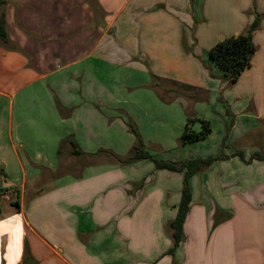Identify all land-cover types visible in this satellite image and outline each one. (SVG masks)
Listing matches in <instances>:
<instances>
[{
  "label": "crops",
  "instance_id": "obj_1",
  "mask_svg": "<svg viewBox=\"0 0 264 264\" xmlns=\"http://www.w3.org/2000/svg\"><path fill=\"white\" fill-rule=\"evenodd\" d=\"M1 13L0 264H160L151 238L172 247L184 172L120 165L134 131L155 159L217 158L188 181L193 264H264V159L248 141L264 124V0H7ZM253 23L231 81L210 50ZM189 117L211 133L184 145ZM216 208L232 217L211 231Z\"/></svg>",
  "mask_w": 264,
  "mask_h": 264
},
{
  "label": "trees",
  "instance_id": "obj_2",
  "mask_svg": "<svg viewBox=\"0 0 264 264\" xmlns=\"http://www.w3.org/2000/svg\"><path fill=\"white\" fill-rule=\"evenodd\" d=\"M6 4L7 0H0V13ZM256 25V23H253L250 31L246 34L229 37L216 43L210 50L212 60L221 69L224 76L231 81H236L251 62V58L255 52V45L252 41L251 30L254 29ZM6 36V20L4 14L1 13L0 38L5 39ZM197 122L201 124V129L199 131L192 129L193 125ZM134 133L136 136V143L132 149L131 156H129V163L140 160H151L157 169L184 172L183 188L181 192V199L177 206V213L175 218L169 223L170 236L173 240V245L168 252L173 254L176 248H178L185 239L184 227L192 204V194L188 183L189 178L204 168L211 166L217 158H196L184 162H172L168 160L155 159L145 147L138 133L136 131H134ZM210 133L211 127L208 121L189 117L187 119V129L181 135V142L184 145L192 144L204 140ZM73 154L79 155L80 152L75 149ZM251 159L263 160L264 152H257L253 154Z\"/></svg>",
  "mask_w": 264,
  "mask_h": 264
},
{
  "label": "rangeland",
  "instance_id": "obj_3",
  "mask_svg": "<svg viewBox=\"0 0 264 264\" xmlns=\"http://www.w3.org/2000/svg\"><path fill=\"white\" fill-rule=\"evenodd\" d=\"M154 84H158V82H154ZM249 143L251 144H256L259 147H261L258 150H254L255 152L262 150L264 147V124H262L259 129L251 136H249L248 138ZM190 152V151H188ZM183 154H185V152L183 151ZM167 157V156H165ZM170 157V156H168ZM167 157V158H168ZM171 158V157H170ZM120 165H127L130 160L128 156H124L122 158H120ZM151 179H148L147 182L151 183ZM41 187V186H40ZM42 189V188H41ZM233 191V190H232ZM214 212V211H213ZM234 213V212H233ZM228 217H232V215L230 214H226L221 212L220 210H218V208L215 209V213H213V218H212V222H211V231H215V229H217L218 227H220L221 225H224V223H226L228 221ZM165 234L167 235V245L169 243H172L173 245V240L171 238V236H169L168 232L164 231ZM156 234V236H152L151 240H152V255L156 256V261L158 262V260H160L161 258H163L160 261V264H193V244L191 242V240L187 241V237L188 235H185V239L184 241L181 243V245L176 248V250L173 254H170L168 252V250L166 251V253H161V247L164 244V237L162 236L163 234L160 232H154ZM170 246V244H169ZM155 261V262H156Z\"/></svg>",
  "mask_w": 264,
  "mask_h": 264
}]
</instances>
